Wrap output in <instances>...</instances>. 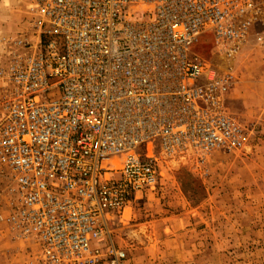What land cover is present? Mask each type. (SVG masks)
Returning a JSON list of instances; mask_svg holds the SVG:
<instances>
[{
	"label": "built area",
	"instance_id": "obj_1",
	"mask_svg": "<svg viewBox=\"0 0 264 264\" xmlns=\"http://www.w3.org/2000/svg\"><path fill=\"white\" fill-rule=\"evenodd\" d=\"M28 1L32 35L17 39L0 103L8 220L37 246L34 264H129L110 244L109 220L123 183L157 184L138 147L233 150L246 141L219 109L231 77L192 48L206 31L241 40L254 0Z\"/></svg>",
	"mask_w": 264,
	"mask_h": 264
},
{
	"label": "rangeland",
	"instance_id": "obj_2",
	"mask_svg": "<svg viewBox=\"0 0 264 264\" xmlns=\"http://www.w3.org/2000/svg\"><path fill=\"white\" fill-rule=\"evenodd\" d=\"M30 19L28 0H0V103L13 54L22 52L17 39L32 35ZM240 21L241 40L217 42L206 31L192 53L231 77L219 109L246 130V141L233 150L187 143L167 151L159 140L138 147L153 159L157 184L135 191L123 183V206L109 220L110 244L129 264H264V0ZM230 49L223 65L219 56ZM9 175L0 165V264H34L37 246L8 220Z\"/></svg>",
	"mask_w": 264,
	"mask_h": 264
},
{
	"label": "bare ground",
	"instance_id": "obj_3",
	"mask_svg": "<svg viewBox=\"0 0 264 264\" xmlns=\"http://www.w3.org/2000/svg\"><path fill=\"white\" fill-rule=\"evenodd\" d=\"M234 50L230 49L226 54L220 55L219 59L222 61V64L225 65L228 62H231L233 57Z\"/></svg>",
	"mask_w": 264,
	"mask_h": 264
}]
</instances>
